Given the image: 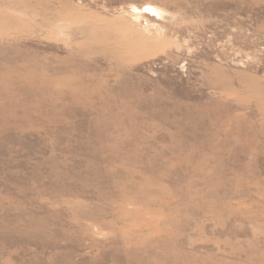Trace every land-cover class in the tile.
Masks as SVG:
<instances>
[{"label": "rangeland", "instance_id": "374dc122", "mask_svg": "<svg viewBox=\"0 0 264 264\" xmlns=\"http://www.w3.org/2000/svg\"><path fill=\"white\" fill-rule=\"evenodd\" d=\"M0 264H264V0H0Z\"/></svg>", "mask_w": 264, "mask_h": 264}]
</instances>
